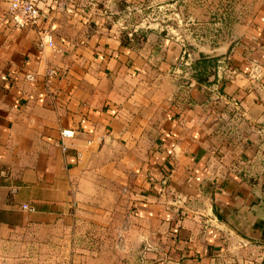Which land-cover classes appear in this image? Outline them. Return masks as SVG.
I'll use <instances>...</instances> for the list:
<instances>
[{
    "label": "crops",
    "instance_id": "crops-1",
    "mask_svg": "<svg viewBox=\"0 0 264 264\" xmlns=\"http://www.w3.org/2000/svg\"><path fill=\"white\" fill-rule=\"evenodd\" d=\"M35 2L0 0V264H264V0L191 83L158 0Z\"/></svg>",
    "mask_w": 264,
    "mask_h": 264
},
{
    "label": "rangeland",
    "instance_id": "rangeland-1",
    "mask_svg": "<svg viewBox=\"0 0 264 264\" xmlns=\"http://www.w3.org/2000/svg\"><path fill=\"white\" fill-rule=\"evenodd\" d=\"M152 1H146L144 6L151 5ZM248 0H158V12H150L149 17L143 13L134 18L136 20H156L158 31H161L164 37L177 40L184 45L186 50L185 59L182 61V67L178 66L180 83H191L190 71L195 65L196 58L200 61L208 59L206 56L198 57L197 54H206V50L223 49L229 45L232 35V26L238 21L247 7ZM241 12V13H240ZM188 64L186 66L185 64ZM216 64V65H215ZM212 63L207 67L206 76L218 72L219 65ZM189 69V70H187ZM126 203L121 201L115 204L118 210L126 211ZM111 204H105L101 210H107ZM97 223V222H96ZM97 225L88 223L84 225L83 241L86 244H92L95 239V228ZM99 236V241L105 238ZM115 241H120L115 237ZM122 255L116 252V255ZM84 257L88 254L84 253Z\"/></svg>",
    "mask_w": 264,
    "mask_h": 264
},
{
    "label": "built area",
    "instance_id": "built-area-1",
    "mask_svg": "<svg viewBox=\"0 0 264 264\" xmlns=\"http://www.w3.org/2000/svg\"><path fill=\"white\" fill-rule=\"evenodd\" d=\"M10 12L15 16V19L18 21V23L22 24L23 26L37 25L39 20L41 19L40 11L35 0H10ZM45 45H48L50 47L53 46L52 37L47 36V38L41 42L42 47ZM182 61L180 62V67L183 64ZM185 65L188 66L187 63ZM218 65V73L222 74L223 76H228L229 70L226 67V63L222 61L219 62ZM62 136L69 137V133L64 132ZM23 209L30 211V208H28L27 206H24Z\"/></svg>",
    "mask_w": 264,
    "mask_h": 264
},
{
    "label": "trees",
    "instance_id": "trees-1",
    "mask_svg": "<svg viewBox=\"0 0 264 264\" xmlns=\"http://www.w3.org/2000/svg\"><path fill=\"white\" fill-rule=\"evenodd\" d=\"M212 63H216V60L214 59H203L202 61H200L199 63L196 64V67L194 69L200 70V72L198 73V75H195V78L198 81H203L207 76H206V70L207 67L209 65H211Z\"/></svg>",
    "mask_w": 264,
    "mask_h": 264
}]
</instances>
